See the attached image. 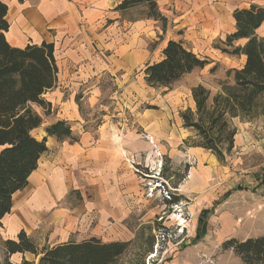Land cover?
<instances>
[{"label": "crops", "instance_id": "1", "mask_svg": "<svg viewBox=\"0 0 264 264\" xmlns=\"http://www.w3.org/2000/svg\"><path fill=\"white\" fill-rule=\"evenodd\" d=\"M123 1L6 0L8 41L17 47L54 43L58 80L44 94L47 107L33 104L43 120L33 130L41 128L39 135L33 134L38 139L46 137L47 151L26 187L13 194L11 211L0 220L4 240L24 230L41 248L92 236L127 242L116 234L108 238L100 234L103 228L111 233L127 224L138 187L130 166L142 158V151L153 148L133 130L134 123L143 127L148 116L155 115L154 109L138 110L139 106L150 89L160 92L159 103L182 105L179 91L147 83L146 65L162 59L163 49L174 39L182 40L202 59L212 55L225 62L216 43L227 46V34L236 30L234 11L247 8L244 0H156L167 19L163 25L149 14L146 4L118 8ZM247 41L240 38L234 45L243 46ZM229 55L231 62L240 57L242 62L236 68L246 62L245 54ZM133 110L139 115L134 122L127 117ZM58 120L71 125L76 139L47 134L46 127ZM238 134L239 130L235 140ZM197 148L205 160L204 151L210 150ZM208 156L218 160L211 151ZM195 171L200 179L199 184L188 187L193 191L209 184L214 166ZM94 222H98L97 228L90 226ZM77 228L86 236L70 238ZM42 235L41 244L36 239L40 241Z\"/></svg>", "mask_w": 264, "mask_h": 264}, {"label": "trees", "instance_id": "2", "mask_svg": "<svg viewBox=\"0 0 264 264\" xmlns=\"http://www.w3.org/2000/svg\"><path fill=\"white\" fill-rule=\"evenodd\" d=\"M148 3L150 15L166 24V17L158 10L156 0H124L118 8L127 9ZM8 3L0 0V220L11 211L13 194L28 184L31 173L37 169L40 156L47 151L46 137L38 139L33 130L43 120L34 105L48 106L44 94L58 80V63L54 43L45 41L26 46L12 45L7 37L9 20ZM236 30L227 34L222 51L245 54L246 62L233 70V84L223 83L220 93L212 96L202 84L192 88L195 109L180 111L183 126L193 132L187 140L190 145L201 146L214 153L220 162L235 147L238 133L232 120L253 122L264 117V37L257 30L264 24V6L251 4L249 8L234 11ZM247 38L242 45L235 40ZM163 58L148 63L144 69L146 81L151 86L171 87L195 68H203L208 59H202L182 40H170L163 49ZM48 135L76 139L71 125L58 120L46 127ZM179 196L170 202L177 203ZM172 203V204H173ZM218 201L202 209L198 216L196 239L206 232L201 229V218L210 216ZM4 261L0 264H115L127 249V242L104 241L95 236L81 241H65L42 248L24 230L15 238L3 241ZM224 248L232 249L241 264H264V234L243 239L231 237ZM33 253L38 261L24 258L20 263L11 260L15 253Z\"/></svg>", "mask_w": 264, "mask_h": 264}, {"label": "rangeland", "instance_id": "3", "mask_svg": "<svg viewBox=\"0 0 264 264\" xmlns=\"http://www.w3.org/2000/svg\"><path fill=\"white\" fill-rule=\"evenodd\" d=\"M244 3L247 8L251 4L264 6V0H244ZM146 5L148 8L149 4ZM258 34L264 37V26ZM216 44L221 46L218 54L226 57L225 62L206 55L208 63L205 67L194 69L171 85L172 91H179L181 95V106L159 103L156 98L160 92L154 89H150L139 106L138 110L154 109L155 115L148 116L143 127L133 124V130L149 140L153 148L142 151V158L134 160V166H130L138 187L133 192L132 215L127 224L118 229L115 227L116 231L111 233L103 228L100 234L102 238L116 234L128 240L126 251L115 264H241L232 249L224 248L226 239L236 237L241 240L264 234V117L250 124L242 123L238 117L232 120L239 134L234 149L223 162L210 158V151H204L206 158L202 160L200 149L187 141L192 134L182 126L180 111L189 107L195 109L194 86H207L213 96L221 92L222 83L233 84V70L242 61L237 57L231 62V55L222 51V47L231 49V46H225L222 41ZM105 83L111 87L109 81ZM136 112L133 110V114L127 115L133 122L139 116ZM150 113L146 112L142 119ZM40 131L41 128L33 133L39 135ZM138 161L140 164H136ZM208 164L214 166L209 184L194 191L189 189L197 181L199 184L200 179L195 176L193 180L189 176L197 175L195 169H203ZM178 196L177 203L170 202ZM215 201H218L215 210L210 216L201 218V229L205 227L206 232L201 239H196L199 213ZM97 224L94 222L90 226L97 228ZM85 234L84 231L81 235L77 228L70 238L85 237ZM44 237L42 235L41 240L36 241L42 244ZM3 241L0 233V261L5 257ZM10 258L18 263L24 258L36 262L39 259L31 252L15 253Z\"/></svg>", "mask_w": 264, "mask_h": 264}, {"label": "bare ground", "instance_id": "4", "mask_svg": "<svg viewBox=\"0 0 264 264\" xmlns=\"http://www.w3.org/2000/svg\"><path fill=\"white\" fill-rule=\"evenodd\" d=\"M195 174H193V175H191V176H189L191 179H193V178H195ZM194 180V179H193Z\"/></svg>", "mask_w": 264, "mask_h": 264}, {"label": "built area", "instance_id": "5", "mask_svg": "<svg viewBox=\"0 0 264 264\" xmlns=\"http://www.w3.org/2000/svg\"><path fill=\"white\" fill-rule=\"evenodd\" d=\"M263 185H262V190L264 191V182L262 183ZM167 192V191H166Z\"/></svg>", "mask_w": 264, "mask_h": 264}]
</instances>
